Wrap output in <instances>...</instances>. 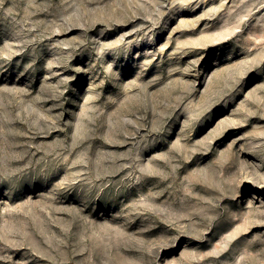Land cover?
<instances>
[{
	"label": "rangeland",
	"instance_id": "374dc122",
	"mask_svg": "<svg viewBox=\"0 0 264 264\" xmlns=\"http://www.w3.org/2000/svg\"><path fill=\"white\" fill-rule=\"evenodd\" d=\"M0 264H264V0H0Z\"/></svg>",
	"mask_w": 264,
	"mask_h": 264
}]
</instances>
